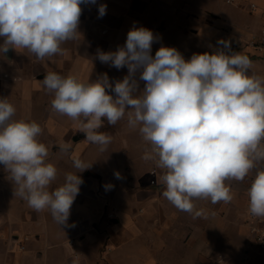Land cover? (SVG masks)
<instances>
[{
    "label": "crops",
    "instance_id": "obj_1",
    "mask_svg": "<svg viewBox=\"0 0 264 264\" xmlns=\"http://www.w3.org/2000/svg\"><path fill=\"white\" fill-rule=\"evenodd\" d=\"M249 2L258 5L256 12H250ZM99 4L107 5L102 18H98ZM81 7V35L63 43L62 54L38 60L27 49L10 48L4 53L0 47V97H7L15 106L14 120H34L41 126L38 139L48 147V161L58 170L49 190L62 185L66 173L77 172L74 158L92 164L78 173L83 184L66 226L54 221L49 210L36 211L15 195L11 177L0 165V264H72L74 259L79 264H148L151 260L157 264H264V251L250 232L248 196L256 172L263 169L262 161L243 181H225L233 194L231 202L214 205L207 199H194L196 209L206 213L194 219L164 198V189L150 186L149 169L154 160L144 166L139 163L151 146L145 142L140 152L139 145L126 139L129 132L140 133L129 127L127 114L116 123V129H121L101 152L98 145L85 139L77 122L53 111L54 94L40 83L48 72L76 74L84 82L104 73L110 82L122 80L127 67L118 70L101 63L96 54L98 50L115 51L125 44L130 29L141 26L157 37L153 56L161 46H167L160 43L167 30L195 43L167 46L176 48L186 60L197 53L211 54L222 47L217 41L225 39L232 52L250 58V75L264 77V53L248 46L264 27V0H244L228 11H206L203 20L192 25L188 19L193 15L182 11L181 0H97L95 5ZM144 83L139 82L140 90ZM112 126L105 120L100 131L109 133ZM65 142L71 145L68 153L60 151ZM143 170L148 183L140 179ZM115 172L122 179H116ZM106 185L113 187L106 190ZM19 243L24 250H19ZM14 249L17 253L10 254Z\"/></svg>",
    "mask_w": 264,
    "mask_h": 264
},
{
    "label": "clouds",
    "instance_id": "obj_2",
    "mask_svg": "<svg viewBox=\"0 0 264 264\" xmlns=\"http://www.w3.org/2000/svg\"><path fill=\"white\" fill-rule=\"evenodd\" d=\"M97 0H0V38L4 53L27 49L38 60L62 54L61 45L77 40L83 4ZM107 5H98V18ZM157 37L153 31L133 27L126 42L115 51L98 50L96 59L116 69L127 67L122 80L110 82L107 73L82 81L78 75L48 72L41 85L54 94L53 111L77 122L85 139L103 152L111 136L101 132L105 120L115 125L127 114L131 128L139 126L151 146L145 160H155L163 170L162 195L178 210L193 218L205 216L194 199L212 204L233 200L227 180L243 181L259 161H264V77L250 75L252 61L231 51L220 39L211 54H193L186 60L174 47L161 46L152 55ZM138 74V79H137ZM144 87L140 90L139 82ZM114 93V95L110 94ZM15 106L0 97V165L11 177L14 194L36 211L49 210L60 226L67 225L72 205L89 169L73 159L77 172L65 174L54 190L56 166L48 161V147L38 137L41 126L34 120H14ZM65 142L60 151L68 153ZM116 179H122L119 172ZM110 190L113 185H106ZM249 211L264 217V169L256 172L248 190ZM72 264H79L74 259Z\"/></svg>",
    "mask_w": 264,
    "mask_h": 264
},
{
    "label": "rangeland",
    "instance_id": "obj_3",
    "mask_svg": "<svg viewBox=\"0 0 264 264\" xmlns=\"http://www.w3.org/2000/svg\"><path fill=\"white\" fill-rule=\"evenodd\" d=\"M181 1L183 2L184 6H185L184 7L185 10L183 8L182 11H184V13H188V14H191L194 16V17L192 16V18L188 19V23L191 25L194 24L195 21L201 22L203 20V17H204V14L206 11L218 12L219 9H223L224 11H228V9H231L230 8L231 6L226 3V0H181ZM190 39L191 38H189L187 36L184 37L182 35H178L172 30H167V31L162 33V36L160 38V43H163L167 46H173L175 44H178L179 42L180 43L182 42V43L187 44L188 46H196L195 43L193 44V41ZM115 125H113L112 127L108 128V129L106 127H104L105 128L104 130H106V129L108 131L110 130L109 133H107V134L114 137V138L116 136L117 131L119 129H121L118 127V130H117ZM137 129L138 128H136L133 131H139V129L138 130ZM102 132H104V131H102ZM126 139L129 142H132L133 145H139L138 149L140 152H141L140 145L142 146V148H144V145L146 146V144H145L146 141H144V139L140 133L136 134V133L129 132V135L126 137ZM143 156H144V154L141 157V163H139L141 166H144V164L150 163V160H145L143 158ZM140 179L145 183H148V181H149L148 174L144 170L140 172ZM26 245L28 247V244H26ZM2 253H3V249L0 247V254H2ZM9 253L10 254H16L17 250L14 249L13 251H11ZM148 264H157V262L154 260H151V261H149Z\"/></svg>",
    "mask_w": 264,
    "mask_h": 264
},
{
    "label": "built area",
    "instance_id": "obj_4",
    "mask_svg": "<svg viewBox=\"0 0 264 264\" xmlns=\"http://www.w3.org/2000/svg\"><path fill=\"white\" fill-rule=\"evenodd\" d=\"M226 2L231 6L239 7L244 2V0H226ZM248 7L250 12L253 13L256 12L259 8L258 5L254 2H249ZM262 14L264 17V11L262 12ZM248 46H251L252 48L264 53V27L259 34L252 36V38L248 42ZM262 163L264 169V161H262ZM162 171L163 170L159 169L156 166V161L154 160L151 168L149 169V177H150L149 184L152 187L162 188L166 190V185H164L159 181V176L162 174ZM249 221L252 223L250 232L253 238L255 239L258 247L262 251H264V220L261 217L254 216L250 213ZM73 243L74 242L71 241L70 245H73ZM20 244L21 243L18 244L19 250L22 251L24 250L25 247Z\"/></svg>",
    "mask_w": 264,
    "mask_h": 264
}]
</instances>
